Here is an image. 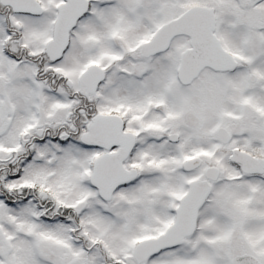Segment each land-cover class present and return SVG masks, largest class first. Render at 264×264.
Returning <instances> with one entry per match:
<instances>
[{
	"label": "snow or ice",
	"instance_id": "1",
	"mask_svg": "<svg viewBox=\"0 0 264 264\" xmlns=\"http://www.w3.org/2000/svg\"><path fill=\"white\" fill-rule=\"evenodd\" d=\"M0 264H264V0H0Z\"/></svg>",
	"mask_w": 264,
	"mask_h": 264
}]
</instances>
